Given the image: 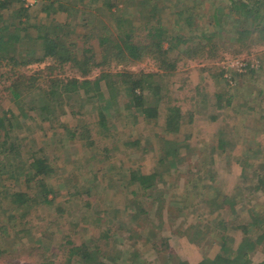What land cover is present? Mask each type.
<instances>
[{
  "label": "rangeland",
  "instance_id": "1",
  "mask_svg": "<svg viewBox=\"0 0 264 264\" xmlns=\"http://www.w3.org/2000/svg\"><path fill=\"white\" fill-rule=\"evenodd\" d=\"M148 1L117 0L116 9L121 12L114 7L113 18L119 14L129 17L130 13L135 14L132 6L145 7ZM244 1L252 4L256 0ZM262 2L259 8L249 7L250 14L245 16L238 13L236 6L231 8L228 0H160L159 5L167 6L160 16L162 24L174 36L182 37V41L215 33L209 50L199 49L192 58L187 51L189 43L176 46L171 53L176 61L173 72L160 70L150 57L107 64L95 47L99 38L93 33L101 25L115 32L105 10L110 0L80 2L79 11H71L68 19L69 38L78 51L92 50L89 56L95 67L91 65L87 78L93 81L109 74L115 87L107 90L102 84L107 96L93 104L81 105L82 91L72 94L74 107L59 114L58 120L77 135L74 139L57 124L50 128L42 119L26 130L23 126L27 123L21 117V129L10 133L15 143V150H10V139L0 130V174L7 177L1 185L14 193L15 199L27 200L25 193L31 191L22 186L30 159V149L25 145L30 140L36 141L32 150L42 149L55 170L45 179L55 195L52 205L29 207L27 216L20 219L23 214L19 211L18 217L14 212L10 197L1 203L0 264H92L68 263L71 251L67 241L87 251L99 248L108 263L117 258L119 251L121 259L127 254L129 264H168L163 259L168 255L173 259L169 264H178L177 260L187 264L210 263L218 260L225 241L227 248L247 254L245 264L262 263L264 244L252 249L253 241L243 242L245 230L252 235L264 223V35L258 32L263 23H257L264 19ZM41 4L40 0H25L29 24L66 21L67 15L63 13L46 18L39 12ZM18 7L3 10L4 17L13 20ZM178 11L183 13L175 17V22L172 12ZM92 16L98 21H93L92 33H87L90 39H84L78 35L80 27ZM29 32L31 40L23 41L22 47L15 50L16 55L23 57L29 48L36 49L32 41L36 31ZM50 62L16 70L35 76ZM221 70L223 78L219 76ZM249 70L252 71L247 73ZM117 73L162 76L166 90L160 101L159 118L141 120L137 116L131 100L117 84L119 78L111 76ZM42 74L46 76L38 81L39 90L58 87L57 78L82 79V73L69 67ZM5 79H0V89ZM39 90L33 88L22 99L37 96ZM90 97L96 98L93 94ZM147 102L150 105L145 108L153 107L154 101ZM9 106L8 94L0 90V118ZM167 107L181 110L179 128L163 122ZM98 111L104 114L103 119ZM20 130L24 139L16 142L14 137ZM165 142H171L170 149L165 148ZM174 144L178 145L176 151L182 159L177 163L181 169L166 177L165 195L160 194L159 200L151 202L143 200L138 192L131 200L129 194L134 187L119 186L120 177L125 178L128 170L133 169L150 173L159 154L166 151L174 163ZM198 157L203 158L201 163ZM196 175L201 178L195 185ZM203 199L212 201L202 202ZM12 214L17 219H10ZM97 215L104 220L99 225L93 221ZM27 228L28 235L23 232ZM106 230L110 231L108 236L101 237ZM238 245L242 246L239 250Z\"/></svg>",
  "mask_w": 264,
  "mask_h": 264
},
{
  "label": "trees",
  "instance_id": "2",
  "mask_svg": "<svg viewBox=\"0 0 264 264\" xmlns=\"http://www.w3.org/2000/svg\"><path fill=\"white\" fill-rule=\"evenodd\" d=\"M86 1L87 0H40L42 6L39 12L44 14L46 18L51 15L57 16L63 13L67 15V19L61 24H57L54 20H51V22L47 24L31 25L28 23V9L23 6L25 0H0V79L6 78L4 80L6 82H4L0 90L5 91L8 94L10 105L8 110H6L0 118V130L3 132V136L6 139H10V142L8 143L10 150H15V143L12 142L10 133L14 131L15 128L21 129V117L22 119H25L24 122L27 123L23 126L26 130H31V127L34 126L32 123L37 122L38 119H42V121L50 124V128L57 124L59 128L68 132L67 134L71 136L70 138H76L77 135L70 131V129H68L65 125L61 124L60 120H58L59 114H66L67 108L72 109L74 107L71 103L72 94H78L82 91L81 94L84 96V99L79 100L81 105L87 103L93 104V101H97V99H105V96H107V92L102 91V84H104V88L107 90L115 87V83L111 81V79H108L110 77L109 74L107 76L104 74L93 81L87 78L88 70L94 62L89 56L92 50L91 48L90 50L88 48H82L78 51L77 45L71 42L69 38L71 21L68 19H70L71 11L74 10V13L77 12V10L79 11V3H84ZM93 1L97 2V0ZM116 1L117 0H110L108 8L105 9L111 16V27L116 33L110 31L106 25H101V27L97 30L95 29L93 33L94 37L99 38L97 46L95 45V47H98L100 50L99 53H102L101 56L105 61H107V64L115 61L118 63L117 65H119L121 63L138 61L144 57H150L154 59L160 70L173 72L176 69V61L173 60L171 53L176 50V46L189 43L190 45L187 51L190 58L197 55L199 49L203 50L206 48L205 50H209L208 47H211V42L215 37V33H211L206 37L202 36L197 40L196 38H188L184 41H182V37L174 36L170 28H168L167 25L162 24L160 19L161 14H164V11L167 8L165 5H159L160 0H149L148 5L145 7L132 6L131 11L135 14L132 15L130 13L129 17L127 16L124 18L119 14L118 17L113 18L114 15L112 14L114 11L112 12V9L115 7L114 9L116 11L119 10L116 9V5H118ZM228 1L232 5L231 8L236 6L238 13L245 16L250 14V11H248L250 9L249 7H252V9L257 7L259 8L261 3H263L262 0H256L252 4H247L244 0ZM15 5H19L18 11L16 15L12 17L13 20L9 21L10 17L5 18L3 10H7ZM118 12H121V10ZM182 13L183 11L172 12L174 17L172 19L175 22H178L175 17L181 16ZM88 19L89 20L86 21V25L80 27L82 31L78 33V35L82 36L84 39H90L88 38L87 33H92V23L93 21H98L97 18L93 16ZM257 23H263L261 30L258 32H260L261 35H264V19H260ZM31 29L36 31V36L32 40L36 49H34V46L33 48H29V50L24 53L23 57L16 55L15 50L18 47H22V42L29 39L31 40L29 32ZM240 33L243 34L242 32ZM240 39L244 38L241 37ZM203 43H205V46H202ZM22 59H25V62H21ZM46 60H50L51 62L44 70L38 71L37 73L39 74H36L35 76H29L22 71L17 72L16 70L20 66L40 65ZM65 67L75 69L82 73V79L57 78L56 82L59 83L58 87L39 90L37 83L40 78H44V76H46V74H42L43 72L51 73L56 69H63ZM92 67H95L94 64ZM251 71L252 70H249L247 73ZM223 74L224 72L221 70L219 76L223 78ZM112 75H115L113 76L114 78H119L117 84L122 87L125 95L131 100L135 107V111L137 112V116L141 118V120L150 118L154 119L156 117L159 118L158 109L160 107L159 105L161 99L165 96L166 90V83H164L160 74L140 73L138 76H134L132 74L117 73L111 74V76ZM155 80H158L159 82H156ZM232 80L235 79L232 78ZM33 88L35 91L39 90V94L37 96L30 95V97L32 96L31 99H22L25 95H28V91H31ZM92 94L95 95V100H93V96L90 97ZM149 96L153 97V99H150ZM148 100H151L152 102L154 101L152 103L153 107L147 106L145 108L146 104L150 105L147 102ZM97 110H99V107ZM98 113L100 118L103 119L104 114L101 111H98ZM181 114L182 112L179 108L167 107L166 113L162 118L163 122L166 125L168 124L179 128ZM20 132L21 130L15 134L14 140L16 142H19L22 137L24 139V136L19 134ZM169 143L171 142H165V148L170 149V147H168ZM34 145H36L35 140H30L25 145V147L30 149L28 169L24 172V181L22 183V186H25L29 190L31 189L30 192L26 191L25 193V195L27 194L29 196L27 200H22L23 198L21 200L15 199L16 195L14 193L12 194L10 193V190L3 189V185H1V183L6 182L7 177L0 174V205L8 197H10V203L14 205V212H16L17 215L19 211L20 214H23L21 216L18 215V217L20 216V219L27 216V213H29V207L32 208L40 205L46 208L47 206L52 205L55 201V195L45 183V179L51 176L55 170L50 164L51 160L46 156V154L44 155L42 149H38L36 151L32 150ZM174 146L176 151V149H178V145L174 144ZM16 148H18V146H16ZM168 155L169 152L167 154V151L165 154L160 153L157 157L156 164L150 173H143L138 169L128 170L125 178L120 177L121 182L120 184L118 183V185H122L125 188L128 186L134 187V191L129 194L131 200L138 192H141V198L143 200L151 202L159 200L160 194L163 196L165 195L164 193L168 183V178L166 177L173 175V173H177L181 169L180 166L177 165V163L182 160L179 157L178 151L172 155V157L174 156V163H171V158H168ZM198 159L200 163L203 160L202 157L201 159L198 157ZM204 163H206V161ZM207 164L211 165L213 163L209 162ZM122 178L124 179L122 180ZM195 178L197 179H195L196 185L199 183L198 178L201 177H197L196 175ZM190 183L193 184V182ZM111 187L113 188V185H111ZM135 188L139 191H136ZM52 194L53 196H51ZM205 201L208 202L212 200L203 199L202 202ZM223 201L224 200L221 202L223 203ZM114 211L116 210H112V212ZM145 215L147 216L146 213ZM9 218L12 220L17 219L15 214L10 215ZM93 221H95L98 225L104 222L103 217L99 215L93 218ZM23 232L26 235L30 233L28 228ZM109 232V230H106L100 235L101 237L106 238ZM245 234L243 242L246 243V240L253 241L251 244L252 249H254V247H258V245L264 244V223L259 231L249 235L248 230H245ZM67 243V245L70 246L71 251L68 263L74 261H91L92 264H129L126 261L127 254H124L121 259L118 257L120 254L119 251L115 250L118 254L117 258H115L112 263H108L105 255L103 252H100L101 250L99 248L87 251L83 247H78L73 244L69 245L70 243L68 241ZM225 248H227V246L224 241L221 244V249H224V251L218 256V260L214 259L210 263L202 261L198 264L246 263L245 261L248 257L247 254L241 255L238 251ZM241 248V245L236 247L237 250ZM156 251L158 253L161 252L158 249H156ZM163 259L168 264L173 260L169 255L166 256V258L163 257ZM177 263L187 264L179 260H177ZM259 264H264V260Z\"/></svg>",
  "mask_w": 264,
  "mask_h": 264
}]
</instances>
